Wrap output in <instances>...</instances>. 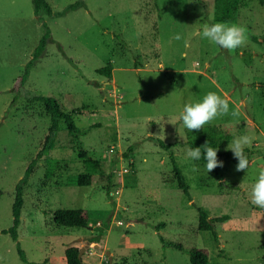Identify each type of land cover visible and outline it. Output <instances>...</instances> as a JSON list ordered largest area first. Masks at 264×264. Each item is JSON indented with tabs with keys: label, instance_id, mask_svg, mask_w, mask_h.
Masks as SVG:
<instances>
[{
	"label": "rangeland",
	"instance_id": "rangeland-1",
	"mask_svg": "<svg viewBox=\"0 0 264 264\" xmlns=\"http://www.w3.org/2000/svg\"><path fill=\"white\" fill-rule=\"evenodd\" d=\"M46 2L52 16L34 15L31 0H0V264H66L71 247L84 249V264H190L185 252L160 239L207 249L208 264H264V209L251 202L254 179L264 171V6L240 1L223 23L243 25L248 41L228 50L203 37L206 25L219 22L214 0ZM43 22L51 41L11 107L13 83L32 58ZM106 66L109 79L97 74ZM27 92L55 99L85 132L77 144L60 123L53 150L23 187L17 234L24 263L7 234L11 208L50 125ZM207 92L228 100L237 115L205 126L222 129L229 144L239 135L253 137L245 148L248 169L237 171L234 155L222 159L220 181L203 162L186 157L187 130L179 120L183 105ZM170 155L190 201L173 179ZM99 172L113 174L108 193L103 185L68 184L79 174ZM59 209L86 210L88 227L55 225ZM198 209L209 218L228 216L215 223L217 239L198 231ZM159 224L164 227L157 230Z\"/></svg>",
	"mask_w": 264,
	"mask_h": 264
},
{
	"label": "trees",
	"instance_id": "trees-1",
	"mask_svg": "<svg viewBox=\"0 0 264 264\" xmlns=\"http://www.w3.org/2000/svg\"><path fill=\"white\" fill-rule=\"evenodd\" d=\"M240 1L241 0H214L216 20L219 22H229L237 11ZM258 2L261 6H264V0H258ZM31 4L34 15L40 16V14L44 13L48 16H52L53 12L46 0H31ZM42 20V18H39L40 22ZM42 27L43 34L33 51L32 58L26 63L23 73L18 76L13 83L12 92L14 93V96L11 101V107L15 105L16 101L23 95L22 89L25 82L27 81L30 69L43 55L46 47L51 41V31L49 27L45 22L42 23ZM97 74L108 79L111 78V70L108 66L98 69ZM260 87L264 89V84H260ZM26 98L29 101L39 103L43 106L45 112L49 116L50 125L40 150L28 163L22 179L15 187L14 201L11 208L12 225L7 231V234H9L12 241L15 243L18 255L24 263H26V259L24 253L19 247L17 234V229L20 225L21 210L23 206V187L24 185H26L29 177L33 173L37 162L43 157L47 156L53 150L60 123H63L66 131L69 134L73 135L77 144H79L80 137L83 136L85 132L80 131L77 128L73 116L67 112H64L55 99L31 92L26 93ZM229 139L230 137L228 134H226V132L214 125L204 126V128H201L200 130H192V132H189L187 130L186 132L187 146L200 147L202 153L205 147L217 146L219 149L217 156L220 160L230 159L233 157L232 152L222 150V148L228 143ZM156 141L159 144L160 148H162L163 150L168 151L171 149V145H166L160 140ZM132 151L133 148H129L125 156H127L128 153H131ZM79 156L85 159L88 164L98 166V162L92 160L91 158H88L82 150H79ZM199 161L205 163L203 158ZM170 163L172 166L173 179L175 180L178 188L182 191L183 195L190 201L191 199L188 192L189 187L173 155H170ZM233 163L237 164V160L233 159ZM211 172L217 180L220 181L222 179L219 167L214 168L213 170H211ZM112 178V173L105 174L103 172H99L98 175L79 174L75 177L70 178L68 180V184L70 186L76 187L103 185L106 187L108 193L111 188ZM227 219L228 216L226 215H217L209 218L202 209H198L197 229L200 232H209L214 239H217L215 223L222 222ZM52 220L55 225L65 228H87L89 224V215L88 212L84 209H59L53 213ZM163 227L164 224H159L156 228L157 230H160ZM160 240L164 246L167 245L168 247L174 248L180 252H185L188 255L190 264H208L209 252L207 249L184 248L178 243L166 244L162 239ZM78 253L79 250L77 248H67L64 252L66 264H84L82 260L78 259Z\"/></svg>",
	"mask_w": 264,
	"mask_h": 264
},
{
	"label": "clouds",
	"instance_id": "clouds-1",
	"mask_svg": "<svg viewBox=\"0 0 264 264\" xmlns=\"http://www.w3.org/2000/svg\"><path fill=\"white\" fill-rule=\"evenodd\" d=\"M203 37L210 43L228 50L237 49L248 41L247 29L237 23H210L204 27ZM176 38L179 39L180 37L177 35ZM227 114L237 115L234 111L230 113L228 100L215 92H207L202 98L193 99L191 102L185 103L179 112V120L186 130L192 132V130L204 128L206 124ZM252 140L253 137L247 134L239 135L234 137L225 149L226 151L230 150L238 160L237 171L246 170L249 167L245 148L252 143ZM218 151L217 146L205 147L203 153L200 147H185L186 157L194 161H199L203 158L205 161L204 169L207 173L216 167L224 166V161L218 159ZM251 202L255 206L264 209V171H260L254 179L251 189Z\"/></svg>",
	"mask_w": 264,
	"mask_h": 264
},
{
	"label": "water",
	"instance_id": "water-1",
	"mask_svg": "<svg viewBox=\"0 0 264 264\" xmlns=\"http://www.w3.org/2000/svg\"><path fill=\"white\" fill-rule=\"evenodd\" d=\"M95 247H98V245H95ZM84 252V249L83 248H81L80 250H79V253H78V259L79 260H81V257H82V253ZM106 254V256H108L109 257V252H106L105 253ZM111 262V258L109 257V263Z\"/></svg>",
	"mask_w": 264,
	"mask_h": 264
}]
</instances>
